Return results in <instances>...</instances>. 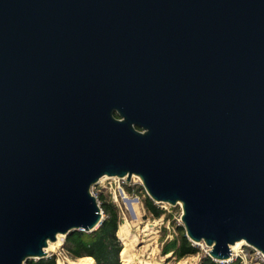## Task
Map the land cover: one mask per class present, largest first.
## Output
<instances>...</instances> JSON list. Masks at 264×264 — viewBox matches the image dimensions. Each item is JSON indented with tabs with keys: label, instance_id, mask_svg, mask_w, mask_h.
<instances>
[{
	"label": "water",
	"instance_id": "95a60500",
	"mask_svg": "<svg viewBox=\"0 0 264 264\" xmlns=\"http://www.w3.org/2000/svg\"><path fill=\"white\" fill-rule=\"evenodd\" d=\"M102 176L264 256V0H0V264L94 230Z\"/></svg>",
	"mask_w": 264,
	"mask_h": 264
},
{
	"label": "trees",
	"instance_id": "16d2710c",
	"mask_svg": "<svg viewBox=\"0 0 264 264\" xmlns=\"http://www.w3.org/2000/svg\"><path fill=\"white\" fill-rule=\"evenodd\" d=\"M125 191L130 190V185L122 182ZM141 199L143 208L152 218H158L165 214L161 205L163 203L153 202L144 192ZM96 200L102 212V218L98 226L89 232L73 230L67 233L62 240L61 249L70 259L75 260L82 257H91L94 264H123L120 256V245L117 230L120 224V216L117 206L110 200L109 196L100 192ZM163 254L171 253L175 259H182L198 252V247L189 241L182 226L177 227V237L166 243L162 249ZM25 264H56L55 255L49 254L45 257L28 258ZM202 264H240L236 258L230 262H217L205 255L201 259Z\"/></svg>",
	"mask_w": 264,
	"mask_h": 264
},
{
	"label": "rangeland",
	"instance_id": "374dc122",
	"mask_svg": "<svg viewBox=\"0 0 264 264\" xmlns=\"http://www.w3.org/2000/svg\"><path fill=\"white\" fill-rule=\"evenodd\" d=\"M109 182L111 183V189L113 188L115 189L116 202H113L111 200L108 190H103L102 193L103 195L109 196L110 200L117 206L120 220H121L120 224L124 223L125 221H130L133 223V226H134L133 230L137 228L141 230L143 229L144 225H146V223H154L153 233L150 236H148V239H147V236L143 235V233L140 232L142 236L141 239L143 241H140V242L138 241L133 244L137 252H140L142 249H145L147 247L146 245H148V248H146L145 250L146 251L145 255L147 253L148 254L150 253L152 257L151 260L158 261L160 264H178V262L183 259H187V263L189 264H199L200 260L205 255H207L208 247H206L203 243H198L196 245L198 247V252L196 254L186 256L182 259H178V260L175 259L171 253L163 254L162 252L163 247L165 246L166 243L170 242L171 240H174L177 237V227L179 225L181 226V223L179 220V215H180L179 205L177 204L174 206H169L167 204H163L161 206L165 210V214L159 216L158 218H152L148 213L145 212L143 208L141 199L143 197L142 194L144 190L142 189L140 181L136 176H131L129 182H126L123 179L122 180L119 179L118 182L114 181L113 179H110ZM122 182L130 185L129 191H125V189L122 186ZM123 202H129V203L134 202V204L136 205L138 215L134 214L129 209H127V207L125 206ZM101 215H102V212H101ZM120 224L117 227L118 229H119ZM118 239H119L118 242H119L120 248L122 249L123 244L119 236H118ZM61 243H60L59 248H57L54 251L48 250L46 251V253L47 255L49 254L55 255L56 264H58V262H61V261H62V264H68V261L70 260V258L61 249ZM121 249H119V251H121ZM75 260H78V259H75ZM245 261L246 263H248L249 261L248 258ZM122 263L124 264L123 261Z\"/></svg>",
	"mask_w": 264,
	"mask_h": 264
},
{
	"label": "bare ground",
	"instance_id": "6f19581e",
	"mask_svg": "<svg viewBox=\"0 0 264 264\" xmlns=\"http://www.w3.org/2000/svg\"><path fill=\"white\" fill-rule=\"evenodd\" d=\"M123 203L125 204L127 209H129L134 214L138 215L136 205L134 204V202L133 203L123 202ZM153 226H154V223H146L143 229L140 230L137 228L133 230L134 226H133V223L130 221H125L124 223L120 224L117 234L120 237V240L122 241L123 246H122L119 256H120L121 261L124 262V264H160L158 261L151 260L152 257L150 253L149 254L147 253L145 255L146 253L145 250L146 248H148V245H146L147 247L145 249H142L140 252H137L133 245L134 243L138 241L139 242L143 241L141 239L142 236L140 232H142L143 235L147 236V239H148V236H150L153 233ZM60 243H61V235H57L56 239L53 242H47V245L43 250L45 251L53 250L54 251L57 248H59ZM242 243H244L242 240L233 243L232 245L229 246L230 251H236ZM58 264H62V261L58 262ZM68 264H94V262L91 257H82V258H78V260L70 259L68 261ZM178 264H189V263H187V259H183V260H180Z\"/></svg>",
	"mask_w": 264,
	"mask_h": 264
},
{
	"label": "built area",
	"instance_id": "2783aa9c",
	"mask_svg": "<svg viewBox=\"0 0 264 264\" xmlns=\"http://www.w3.org/2000/svg\"><path fill=\"white\" fill-rule=\"evenodd\" d=\"M110 179H113L116 182L119 181V179L115 177L102 176L93 186L90 187V193L95 197V199L100 192H102L103 190H108L111 200L113 202H116L115 189H111V183L109 182ZM236 258L239 259V262L241 264H264V256L258 250L246 245L245 243L240 245L236 251H230V257L223 262L227 263ZM247 258L249 260L248 263H246L245 261Z\"/></svg>",
	"mask_w": 264,
	"mask_h": 264
}]
</instances>
